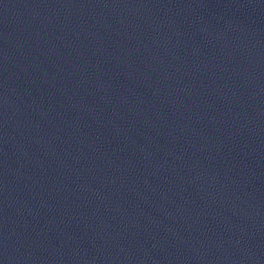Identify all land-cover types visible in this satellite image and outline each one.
<instances>
[{
	"label": "water",
	"instance_id": "water-1",
	"mask_svg": "<svg viewBox=\"0 0 264 264\" xmlns=\"http://www.w3.org/2000/svg\"><path fill=\"white\" fill-rule=\"evenodd\" d=\"M0 264H264V0H0Z\"/></svg>",
	"mask_w": 264,
	"mask_h": 264
}]
</instances>
